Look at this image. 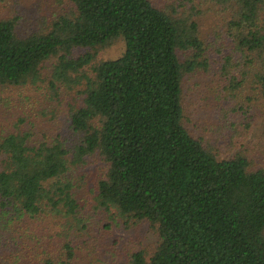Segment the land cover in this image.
<instances>
[{
    "label": "trees",
    "instance_id": "obj_1",
    "mask_svg": "<svg viewBox=\"0 0 264 264\" xmlns=\"http://www.w3.org/2000/svg\"><path fill=\"white\" fill-rule=\"evenodd\" d=\"M66 2L70 10L31 30L18 15L0 14V95L37 86L53 57L54 81L74 82L71 73L83 81L80 104L69 109L73 148L37 137L22 117L0 129V238L27 236L13 228L23 217H75L63 179L70 163L96 155L105 165L95 185L99 204L134 226L147 223L158 237L151 254L134 250L124 264H264V165L251 167L242 153L218 158L185 123L184 77L214 60L196 16L153 0ZM199 5L222 24L210 45L224 32L230 38L221 62L237 65L230 89L250 75L264 95V0ZM116 39L123 51L97 59ZM75 48L88 50L73 56ZM63 247L65 256L44 254L35 264H77L73 247Z\"/></svg>",
    "mask_w": 264,
    "mask_h": 264
},
{
    "label": "rangeland",
    "instance_id": "obj_2",
    "mask_svg": "<svg viewBox=\"0 0 264 264\" xmlns=\"http://www.w3.org/2000/svg\"><path fill=\"white\" fill-rule=\"evenodd\" d=\"M153 1L161 6L168 4L177 16L192 12L198 20L204 44L214 59L207 68L197 69L184 77L182 101L186 125L207 141L218 158L242 153L251 167L263 166L264 95L251 83L250 75L236 81L238 85L232 87L234 90L230 89L229 78L234 76L237 65L233 60L221 64L231 48L230 38L224 32L215 44L209 43V38L214 40L219 34L216 25L222 24L218 23L215 14L199 5L200 0ZM70 7L66 0H0V14L18 15L27 30L42 27L44 17L68 11ZM197 7L201 9L200 14L194 11ZM222 44L224 47L220 48ZM123 49L124 42L116 39L99 50L96 58H115ZM86 50L75 48L72 55ZM56 62L57 58L53 57L43 64L37 86L15 89L10 97L0 95V129L12 130L13 124L22 117L26 129L32 128L37 137L59 140L71 149L77 143L78 135L70 128L69 109L80 104L83 81L77 84L76 76L80 74L75 73L70 74L74 82L54 81L52 74ZM25 113L33 121L27 120ZM82 159L69 164L63 179L71 183V192L78 205L76 218L74 214L68 216L62 212L44 214L36 219L23 217L13 228L22 233L26 230L27 236L0 238V264H12L16 257L21 264H35L44 254L65 256V244L73 247V260L77 264H124L134 250L143 249L146 254L155 250L158 237L147 223L134 226L125 222L116 210L100 205L96 199L95 185L104 172V162L96 155Z\"/></svg>",
    "mask_w": 264,
    "mask_h": 264
}]
</instances>
